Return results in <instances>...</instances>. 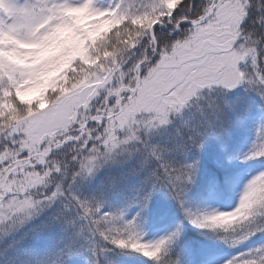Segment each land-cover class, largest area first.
I'll list each match as a JSON object with an SVG mask.
<instances>
[{
  "label": "snow or ice",
  "instance_id": "snow-or-ice-1",
  "mask_svg": "<svg viewBox=\"0 0 264 264\" xmlns=\"http://www.w3.org/2000/svg\"><path fill=\"white\" fill-rule=\"evenodd\" d=\"M257 115L242 159L259 168L222 210ZM257 232L264 0H0V243L18 264H216V241ZM223 264H264V244Z\"/></svg>",
  "mask_w": 264,
  "mask_h": 264
},
{
  "label": "rangeland",
  "instance_id": "rangeland-1",
  "mask_svg": "<svg viewBox=\"0 0 264 264\" xmlns=\"http://www.w3.org/2000/svg\"><path fill=\"white\" fill-rule=\"evenodd\" d=\"M257 117H259V116L257 115ZM258 123H259V118H255L254 124H250L249 125V127L244 132V136H242V138H240L236 142V144L234 145L233 152H232L233 154L236 153L237 149H240V150H239L238 153H236L231 158V160L229 162L234 164V165L239 166L238 173L241 172L244 169H245V171L243 173H241V175L240 174L238 175L237 181L234 183L235 186H234V188H233V190L231 192V195H232L231 198L225 199L223 195L219 196L218 198H216L214 200L213 206L219 207L222 210H229L232 207H234L236 205V203H237V200H238V195H239V190H240L242 179L244 177H247L248 175L252 174L254 171L257 170V168H259V165L256 164L254 161H243V159H242L243 154L245 152H247V150L249 148V145H250V142H251V139L253 138L255 124H258ZM229 202H230V204H229ZM172 203L174 204L175 202L173 201ZM178 218H180V214L175 212L174 214L170 215V218L167 219V221H165V224H166V222H168V220L170 221V223H172L173 221L174 222L177 221ZM159 222L160 221L156 222V226L153 229V231H159V230H163L164 229V228H162V229L158 228V226H159L158 223ZM187 227L189 229H191L192 231H194V232L199 230V229L192 228L191 225H188ZM151 234H152V232H150V235ZM247 243L248 242L245 241L238 248H230V247L224 245L223 242L216 241L217 248H219V249H222V250H225V251L236 249L235 252H234V255L237 254L238 252L249 250V246L243 247ZM8 244H10V240H8V241H6L4 243H0V256L2 255L4 257V256H8V255H11V254L14 253V254H16V258L18 259V255L19 254L14 249H13V251L5 250V248L8 246ZM135 255H137V254H133L132 256L124 257L125 264H135V259H134ZM227 258H230V257H227ZM227 258H225V259H227ZM223 260L216 261V264H223Z\"/></svg>",
  "mask_w": 264,
  "mask_h": 264
},
{
  "label": "trees",
  "instance_id": "trees-1",
  "mask_svg": "<svg viewBox=\"0 0 264 264\" xmlns=\"http://www.w3.org/2000/svg\"><path fill=\"white\" fill-rule=\"evenodd\" d=\"M256 118H259V117H256ZM243 136H244V133H243ZM239 150L240 149H237L236 150V153H238ZM235 154L232 153V157ZM244 171H245V169L242 170L241 172H239L238 175L239 174L241 175V173H243ZM232 187H234V184H233ZM232 187L224 194L225 197H229L230 196V190L232 189ZM130 194H131V191H130ZM175 212L179 213V210L178 209H175L174 213ZM169 218H170V216L167 219H169ZM167 219L165 221H167ZM165 221H160L158 223L159 224L158 228H161V229L162 228H166L168 226V223H170V221L168 220V222H166V224H165ZM199 231L200 230H197L196 232H199ZM247 242L248 243L245 244L243 247L249 246V249L259 247L260 245L264 244V232H257L256 235H254L249 240H247ZM10 243H11V240H10ZM5 250L13 251V249L9 248L8 246L5 248ZM234 250L235 249H232V250H229V251H225V250H222V249H219V248L216 247L215 254H214V258H219V257H223V256H226V255L229 256V255L232 254V252ZM0 264H18V259L16 258V254L13 253L11 255L4 256V257L1 255L0 256Z\"/></svg>",
  "mask_w": 264,
  "mask_h": 264
},
{
  "label": "bare ground",
  "instance_id": "bare-ground-1",
  "mask_svg": "<svg viewBox=\"0 0 264 264\" xmlns=\"http://www.w3.org/2000/svg\"><path fill=\"white\" fill-rule=\"evenodd\" d=\"M234 186H235V185H234ZM233 188H234V187H232V189H231V191H230V196H229V197H225V196L223 195L225 199L231 198V196H232V195H231V192H232ZM229 204H230V202H229ZM235 250H236V249H235ZM235 250H234V251L232 252V254L229 255V256L226 255V256L219 257V258H214V259H215V261H220V260H223V259H225V258H227V257H231V256L234 255Z\"/></svg>",
  "mask_w": 264,
  "mask_h": 264
}]
</instances>
